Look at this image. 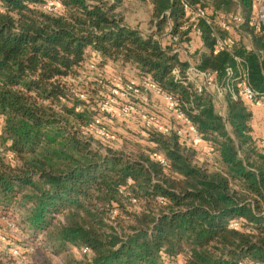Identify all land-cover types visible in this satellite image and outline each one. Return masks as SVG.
Listing matches in <instances>:
<instances>
[{
	"label": "trees",
	"instance_id": "obj_1",
	"mask_svg": "<svg viewBox=\"0 0 264 264\" xmlns=\"http://www.w3.org/2000/svg\"><path fill=\"white\" fill-rule=\"evenodd\" d=\"M124 2L0 0V210L18 209L22 229L43 234L56 254L88 248L89 264H264V146L253 135L252 111L226 90L219 113L217 96L175 77L173 70L183 72L188 63L163 38L189 39L180 29V0H142L150 6L149 29L126 21ZM212 2L227 9L236 2L246 19L252 10L250 0ZM198 26L203 44L193 53L196 66L222 84L239 56L264 95V27L254 33L244 22L253 47L236 37L218 51L215 36L227 40L228 31ZM91 58V67L111 62L132 68L138 80L150 76L179 100L216 165L199 162L198 150L172 130H149L156 135L146 150L138 142L131 150L113 147L127 137L110 127L105 94L93 101L67 81ZM94 82L109 92L102 79ZM160 151L167 167L156 158ZM112 210L116 225L107 221ZM232 221L239 227H230Z\"/></svg>",
	"mask_w": 264,
	"mask_h": 264
},
{
	"label": "built area",
	"instance_id": "obj_2",
	"mask_svg": "<svg viewBox=\"0 0 264 264\" xmlns=\"http://www.w3.org/2000/svg\"><path fill=\"white\" fill-rule=\"evenodd\" d=\"M252 3L251 13L246 19L241 7L235 10H216L212 12L210 8L204 6L198 2H191L190 0H180L181 9L183 10L184 22L180 27L181 30L187 31L186 36L189 38L193 33L198 37L202 36V31L198 24L203 21L208 25L213 26L216 24L222 29L227 31L234 30L240 32L243 23L247 21L250 28L254 33L262 31L264 27V0H250ZM52 3L49 2L46 8L52 9ZM171 26V22L168 19V28ZM184 36V37H186ZM190 38L187 41H180L178 34L169 35V43L174 46V51H180L182 49L177 48L178 45L184 44L186 47L190 46ZM228 40L221 38L218 34L215 36V48L218 51L228 50ZM184 50V48H183ZM235 65H228L226 67V79L222 84H219L213 77V74L207 70L201 69L196 66L194 62L188 59L186 62L188 65L183 72L179 68H175L173 73L177 79H183L184 84L191 85L197 93L208 92L215 96H223L226 90L230 92L233 98H240L245 102H258L264 106V95H259L256 89L251 85L249 79V70L247 63L239 56H234ZM120 86L110 87L109 93L106 99L102 103V109L113 114L115 106L117 110L123 116L139 114L143 120L144 127L147 130L155 132L167 133L173 131L184 142L199 146L201 142L204 143V147L201 148L204 156L210 157L212 155V148L202 137L199 130L193 125L191 120L186 114L179 109V100L171 95L163 93L156 85L152 83L150 76H145L141 80L121 82ZM153 92L158 97L163 98L166 105V110L170 115L177 119L176 125L167 123L166 126H161L160 117L156 114L142 113V108L149 104V93ZM142 113V114H141ZM96 133L105 139H110V135L102 128H97ZM156 158L163 167L168 166V161L163 155H157ZM124 188L120 191L123 192ZM132 202H136V198L131 199ZM159 202L162 204L165 202L164 197H159ZM115 210L111 211V219L115 216ZM240 223L238 221H232L230 227L237 228ZM82 253L89 254L88 248H82ZM247 264H255L249 262Z\"/></svg>",
	"mask_w": 264,
	"mask_h": 264
},
{
	"label": "rangeland",
	"instance_id": "obj_3",
	"mask_svg": "<svg viewBox=\"0 0 264 264\" xmlns=\"http://www.w3.org/2000/svg\"><path fill=\"white\" fill-rule=\"evenodd\" d=\"M204 2L206 6L210 8L211 12L212 10L216 11L219 9H227L225 6L222 8H217L213 4L212 0H205ZM237 7V3L234 2L231 5V9L227 10H235ZM122 9L125 19L129 24L141 26L143 29L150 28L151 14L150 6L148 4L143 3L142 0H125ZM227 33V40L229 42L232 40V38L235 39L236 37H242L243 45L250 41L248 34L251 32L248 28L244 29L243 33L241 34L240 32L237 33L234 30L228 31ZM184 47V44L177 46L179 49ZM179 53L181 58H186L183 51L180 50ZM194 55L190 54L192 61L193 59H196ZM182 60L184 61V59ZM92 62H95V59L91 58L88 60L87 64L80 68L78 73L79 75L77 77H68L67 81L77 93L83 95L85 94V96L87 94L93 101L99 100V97L102 96L99 95L101 94L99 92H102L105 94V96H107L109 93L106 91V89L97 86L94 81L102 79L103 84L107 88L111 86H116V88H118V86L122 84L121 82H126L127 80L138 81L135 71L130 67L121 68L119 65L115 66L111 62H107V64L100 69L98 67H91L90 64ZM149 96V104L142 108V113H153L158 115L160 117L161 126H166L167 123H170L172 126L176 125L177 119L170 115L166 110L164 99L158 97L153 92H150ZM214 103L216 110L219 113H224L226 103L223 96L215 97ZM117 109V106H115L114 112L112 114L113 119L109 118L108 122L111 125L110 127L114 129L115 132H117V135H125L127 139L123 141V144L122 141L114 143L113 147H118L121 145L123 149L129 150L133 147L131 145L133 142H138L141 145L140 148L144 150H146V147L148 146L153 147L154 141L151 139L156 135V133L152 131L149 132V130L144 127L143 120L140 115L132 114L123 116ZM94 137L96 138V136ZM92 141L93 143H96L95 139ZM188 144L196 148V150L199 152V155L203 157V159H199V162H208L209 166L216 165L215 154L211 155L210 157L204 156L201 151L202 149L199 146L191 143ZM133 149L135 150L139 148L135 146ZM147 152H149V150ZM151 152L154 153L153 151ZM157 153L160 154L162 152L160 151ZM138 207L139 206H136V208ZM110 216L107 217V221L110 224L116 225L117 217L116 219H111ZM19 219L20 212L18 209H11L8 211L0 210V264H89L90 255L82 253V251L75 246H71L62 254L54 253L46 244L43 234H39L37 237L32 236L31 233L22 229V227L19 225ZM128 224H131L130 220L128 219H125L124 223H122L124 228H126ZM179 262L182 261L179 260Z\"/></svg>",
	"mask_w": 264,
	"mask_h": 264
},
{
	"label": "crops",
	"instance_id": "obj_4",
	"mask_svg": "<svg viewBox=\"0 0 264 264\" xmlns=\"http://www.w3.org/2000/svg\"><path fill=\"white\" fill-rule=\"evenodd\" d=\"M247 28L248 27L242 26L240 34L243 33V30L247 29ZM250 32H251V30H250ZM251 33L248 34L250 41L247 44H245V46L247 48L253 47L254 40H253V35ZM189 38L191 40L190 42H188V44H190V46H188V47L185 46L184 50H183V48H181L182 49L181 51H183V53H185L186 58L180 57V59L181 60L184 59V61H187L185 59H190L192 61V59L190 58V54H193L196 50L202 48V44H203L201 37H198L193 33L190 34ZM237 38H239V37H237ZM163 43H169V36H166L163 38ZM180 53H179V56H180ZM245 103L248 105V107L252 111L251 126L253 129V135L255 137L259 138L260 144L262 146H264V106L258 102H253V103L252 102H245ZM204 146L205 145L203 142H201L199 144L200 148H203ZM199 158L203 159V157H201V156H199Z\"/></svg>",
	"mask_w": 264,
	"mask_h": 264
}]
</instances>
